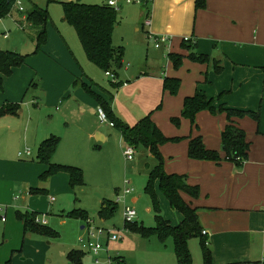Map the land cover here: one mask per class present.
I'll return each instance as SVG.
<instances>
[{
    "label": "crops",
    "instance_id": "1",
    "mask_svg": "<svg viewBox=\"0 0 264 264\" xmlns=\"http://www.w3.org/2000/svg\"><path fill=\"white\" fill-rule=\"evenodd\" d=\"M145 2L149 3L145 20L142 25L133 23L138 35L135 53H130L123 44L117 46L125 49L119 68L123 69V76L115 73L112 90L98 85L99 74L90 65L94 63L87 55L76 54L51 20L47 27L48 42L38 53H34L36 41L31 38H35L36 32L27 29L25 14L17 20V26H10L12 35L3 32L6 34L0 41V50L30 55L10 75L0 71L3 77L0 109L7 104L19 106L14 114L0 115V204L7 207L6 221L0 220V264H49L42 236L50 235L27 229L18 218V211L30 212L16 199L18 193L27 201L42 195V199L52 202L51 197L60 198L76 188L71 186L70 175L65 172L46 181L40 178L48 169V165L38 160V149L44 140L59 136L52 161L77 166L86 173L90 165L93 171L98 165L99 171L104 160L111 157L108 161L111 162L124 152L121 131L99 120L98 96L125 123L133 126L151 114L164 135L179 138L159 147L164 171L185 175L187 183L199 187L197 197L181 194L197 208L202 230L207 231L205 237L213 263L264 264V0H207V5L200 9L196 8V0ZM146 19L151 21L149 27L145 25ZM149 33L168 35L171 39L161 48L155 47L152 53L148 50L153 44ZM123 35L127 37L126 32ZM185 36L196 41L195 52L209 56L212 61L189 59L191 50L182 45ZM170 53L184 56L179 68L174 67ZM166 77L181 80L177 94L164 90ZM197 91L215 99L216 108L259 114L258 119L248 114L231 119L244 129L250 144L248 158L241 166L225 159L189 157L190 139L200 136L208 149L218 151L224 158L221 137L229 124L225 111L209 110L197 113L195 124L184 117L179 126L172 122L173 117L181 116L185 98ZM144 150L155 166L156 159ZM98 152L101 159L94 158ZM115 152L117 155H113ZM34 188L43 192H31ZM156 189L159 202L171 219L168 220L174 226L179 225L183 215L176 209L173 211L158 183ZM107 200L102 201L101 208ZM189 248L194 256L198 247L191 239Z\"/></svg>",
    "mask_w": 264,
    "mask_h": 264
},
{
    "label": "trees",
    "instance_id": "2",
    "mask_svg": "<svg viewBox=\"0 0 264 264\" xmlns=\"http://www.w3.org/2000/svg\"><path fill=\"white\" fill-rule=\"evenodd\" d=\"M17 0H0V19L7 16ZM64 10V20L72 25L83 45L88 59L96 64L104 71L116 70L118 65L122 63L125 49L123 46L115 47L113 44V33L118 23V10L102 2L94 4L83 0L62 1ZM148 2L143 6L148 8ZM207 5V0H196V8H204ZM27 29L35 31L36 47L34 53H38L48 42V23L51 20V15L48 8H43L33 2L32 7L25 13ZM194 40V39H193ZM184 41L183 46L191 53L188 58L201 63L212 61L205 54L195 52L196 41ZM30 54H22L15 51L0 50V71L3 75H10L13 68L21 66L25 63ZM174 67L179 68L184 56L178 53H170ZM117 84V83H116ZM181 80L179 78L166 77L164 80V90L175 95L179 92ZM0 89H3V77L0 75ZM100 105L106 111L108 118L114 122V127L119 129L124 140L128 145L134 146L137 149L141 147L148 150L156 159L157 164L149 171L148 180L145 185V192L150 195L152 204L156 212L155 226H146L139 223L137 219L132 223H125L126 228L134 233L141 235L144 238L157 237L164 242L168 238H173L174 251L177 258V264H193V256L189 248V240L195 237L200 238L201 249L203 253L204 264H214L212 260L211 250L208 245V240L203 233L202 226L197 213V208L188 204L182 192L191 195L192 197L199 196L200 190L198 186H192L186 181L185 175L168 174L164 171L163 156L160 152V145L169 141H176L179 138H169L163 134L157 124L153 121L151 114L141 118L137 124L131 126L119 118L113 108L99 97ZM18 105L7 104L0 109V115L7 113H16ZM202 110L211 112L225 111L229 118V124L222 133V151L225 153L224 158L215 150L208 149L202 137L191 138L189 141L188 154L190 158L198 160L221 161L223 159L233 161L237 166H241L248 158L250 144L247 142L246 132L232 122V117H243L250 115L258 119L259 114L253 111H244L238 109H229L221 106L215 107V99H209L203 93L197 91L195 95L185 98L182 114L179 117H173L172 122L179 126L182 117L189 119L192 124H195L197 113ZM60 143V137L52 135L44 140L38 149V160L46 165L48 169L41 175L42 180H48L51 176L65 172L70 175V184L73 188L83 186L85 184L84 172L81 168L72 165L58 164L52 161L56 152L57 146ZM159 184L160 190L169 200L171 206L178 210L183 215V221L174 226L162 215V208L157 196L156 186ZM31 192H43L42 189L34 188ZM117 202L112 200L106 201V206L101 208L100 216L108 217L115 213ZM70 216H79L88 218L86 210H73L69 213ZM17 216L25 223L27 229L37 232L41 235L57 236L54 229H49L47 226L37 222L39 216L37 212L22 213L18 211ZM84 252L72 250L68 257L73 264H82ZM7 264H11L8 262ZM112 264H126L122 257H115Z\"/></svg>",
    "mask_w": 264,
    "mask_h": 264
},
{
    "label": "rangeland",
    "instance_id": "3",
    "mask_svg": "<svg viewBox=\"0 0 264 264\" xmlns=\"http://www.w3.org/2000/svg\"><path fill=\"white\" fill-rule=\"evenodd\" d=\"M62 1L67 0H17L12 11L0 19V41L6 33L12 35L10 26H17V20L30 10L33 2H37L39 5L48 8L51 15V25L59 33L62 31L63 34L61 33V35L75 53L80 54V56L86 55L77 31L64 20ZM83 1L94 4L102 3L101 0ZM120 5V11L118 12L120 21L118 27H115L116 32L114 30L113 33V43L116 47L119 44H123L124 47L129 48L130 53H135L133 48L138 41V35L133 23L137 22L138 25L140 23L142 25L147 8L137 3H123ZM21 7L23 8L22 11L20 10ZM146 26L149 27V25ZM5 31L7 32L3 33ZM123 32H126L127 37L123 38ZM127 40L130 44L129 47L127 46ZM155 49L153 44L148 48L152 53L156 51ZM90 65L99 74L96 79L98 85L112 90L113 78L107 76L106 71L95 64ZM122 70V68H117L112 70V72L121 73L120 75L123 76ZM127 145V142L123 140V150H125ZM144 151V148L141 147L138 154L135 155L134 161L128 160L124 152H122L121 158H115L108 162L111 160L110 157L102 162L99 171L97 170L98 165H96L94 171L90 165L87 173L84 172L85 184L83 186H77L73 192L60 198L55 196V200L52 202L42 199V195H38L40 197L37 200L27 201V199H23L24 196L21 192L18 193L16 199L20 201L24 210L29 209L30 212L38 211V218L46 221L45 226L57 232V236H42L44 239L43 248L48 249L49 264H70L68 255L72 250L84 252L82 264H112L115 257H122L126 264H177L172 237L164 242L156 237L144 238L137 233L129 231L125 226V206H132L136 209L139 223L152 227L156 225V212L152 199L145 192L148 173L153 168L154 161ZM113 155H117V152ZM94 158L101 159V152H98ZM127 179L132 182L133 191L124 196L123 190ZM104 199L117 202L115 213L106 218L101 217L99 213ZM56 200L58 201L56 202ZM74 207L78 210L85 209L88 218L70 216L69 213ZM161 208L162 215L169 219L167 214H165L167 211L163 208V205ZM173 211L176 210L174 209ZM169 220L171 221V219ZM100 231L102 233H99ZM91 232H95V236H92ZM110 235H116L117 239L110 240ZM90 243L101 244L102 249L97 255L90 250ZM191 243H196L198 247L197 251H194V263L204 264L202 251L199 249V239L192 238ZM97 259L99 260L98 263L96 262Z\"/></svg>",
    "mask_w": 264,
    "mask_h": 264
},
{
    "label": "built area",
    "instance_id": "4",
    "mask_svg": "<svg viewBox=\"0 0 264 264\" xmlns=\"http://www.w3.org/2000/svg\"><path fill=\"white\" fill-rule=\"evenodd\" d=\"M70 1H74V0H70ZM120 2H125V3H129V4L130 3L142 4V3H144V0H107L105 3H108L109 5L115 7L118 10ZM21 10H23L22 7H21ZM150 23H151L150 19H146L145 24L149 25ZM148 37L153 41V44L156 48H161L165 43H168L171 39V37L168 35L154 36L152 33H149ZM183 40L184 41H190V40H193V38L190 36H185L183 38ZM106 75L110 76L111 78H113L114 81H116V75L111 70L106 71ZM97 111H98V116H99L100 122L108 123L109 125L114 126V122L108 118L106 111L104 110V108L101 105H99V107L97 108ZM26 153L30 154V151H27ZM136 153H137L136 148L134 146H131V145H127V147L124 150L125 157L130 161H134V157H135ZM19 155L22 156L23 153L20 152ZM132 191H133L132 182L128 179L125 180L123 195L127 196ZM51 200L54 201L55 197H51ZM6 214H7V207L3 204H0V220L1 221H3V222L6 221V219H7ZM124 217H125V220L127 223L134 222L137 219L136 209L132 206H125ZM36 221L41 223L42 225H46V221L45 220L42 221L38 217H37ZM99 233H102V231H100ZM203 233L207 234V231H203ZM95 234H96L95 232H91L92 236H95ZM116 239H117L116 235H110V240H116ZM89 248L93 253H95L97 255L99 253V251L102 249V246L99 243H97V244L90 243ZM96 262L98 263L99 260L97 259Z\"/></svg>",
    "mask_w": 264,
    "mask_h": 264
},
{
    "label": "water",
    "instance_id": "5",
    "mask_svg": "<svg viewBox=\"0 0 264 264\" xmlns=\"http://www.w3.org/2000/svg\"><path fill=\"white\" fill-rule=\"evenodd\" d=\"M117 68H120V64L118 65V67Z\"/></svg>",
    "mask_w": 264,
    "mask_h": 264
}]
</instances>
